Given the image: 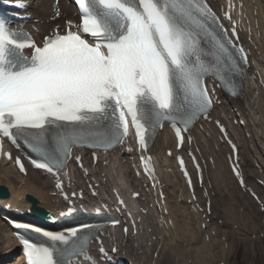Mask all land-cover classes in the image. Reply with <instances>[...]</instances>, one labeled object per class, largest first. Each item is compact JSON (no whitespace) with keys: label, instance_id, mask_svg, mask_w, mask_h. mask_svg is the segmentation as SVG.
<instances>
[{"label":"snow or ice","instance_id":"obj_1","mask_svg":"<svg viewBox=\"0 0 264 264\" xmlns=\"http://www.w3.org/2000/svg\"><path fill=\"white\" fill-rule=\"evenodd\" d=\"M75 3L80 22L69 21L63 34L53 33L42 45L0 19V154L5 138L17 147L19 141L38 157L31 161L36 168L59 173L74 147L107 151L123 144L130 124L141 148L165 122L182 143V132L212 108L206 78L214 77L231 95L242 94L248 55L207 0ZM16 6L26 5L17 0ZM16 227L54 242L22 237L27 264H70L69 257L84 254L98 238L101 226L58 233Z\"/></svg>","mask_w":264,"mask_h":264},{"label":"bare ground","instance_id":"obj_2","mask_svg":"<svg viewBox=\"0 0 264 264\" xmlns=\"http://www.w3.org/2000/svg\"><path fill=\"white\" fill-rule=\"evenodd\" d=\"M257 6H258V10H259L258 19H259L260 23L263 24L264 13H263V6L261 4V0H257ZM60 7H61L62 13H63L62 19L73 16V6L71 4H69L67 2V0H61ZM54 12H55V10L53 9L51 0H36L35 4L33 6V9H32V13H34L35 18H39V23L37 25L41 26V29H43L44 31L48 30L54 24L49 19L52 15H54ZM249 94H250V92L248 93V95ZM246 98L249 100V98H251V94H250L249 98L248 97H246ZM247 99H245V101H248ZM237 101L239 102V99H237ZM240 103L243 106L245 105L244 100H241ZM166 134H168V137H169V140H167L168 145L173 143L171 145V146H173L174 145L173 138H171L169 133L166 131L161 133L160 134L161 136L159 135L160 141L165 142ZM166 145H167V142H166ZM164 146H165V143L162 145V147H164ZM157 149H160V147H158ZM161 158H162V162L167 163L168 167L171 166V164H170L171 160L169 158H167L165 156H161ZM101 171H105V170H101ZM224 174H225L224 179L226 177H228L227 174L230 175V173H228L227 169H226V172ZM105 176H107V180L109 181L111 177H110L108 172L105 174ZM213 176H216V173H213ZM219 176H220V174H219ZM219 176H216V179L218 178V180H214V181H215L216 186L218 187V192L221 194L222 189H221L220 184H219ZM248 176H249V174H248ZM0 185H6L7 187H9V189L12 192V198L17 199V201L19 199H21V201H18L19 202L18 205L23 206L22 208H25L24 207L25 205L30 204V201L25 199L26 193L36 197L38 199V202L41 205V207H47L48 208L54 203V198L49 195L48 183L46 180L39 178L37 174H34L33 172H31L28 175L26 182L23 183L21 181V177L16 173L14 174L13 171L9 167L4 166L2 162H0ZM222 192L224 195H229V194L233 193V194H235L234 195L235 198H240L238 195V192L234 193V192H231V191L225 190V189ZM0 226L3 227L0 229V239H2L1 237L4 235V240L8 239V240L12 241L9 229L5 225L2 224L1 220H0ZM6 233H7V235H6ZM1 242L5 243L4 241H1ZM12 245H13V247L10 248L9 245H7V244L3 245L2 244V246H4L3 247L4 250L5 251L7 250L8 253H12V252H15L17 250V248H18L17 244L13 243ZM7 264H21L20 258L16 257L15 261L8 262ZM161 264H164V263H161Z\"/></svg>","mask_w":264,"mask_h":264},{"label":"rangeland","instance_id":"obj_3","mask_svg":"<svg viewBox=\"0 0 264 264\" xmlns=\"http://www.w3.org/2000/svg\"><path fill=\"white\" fill-rule=\"evenodd\" d=\"M264 134V133H263ZM167 140H169V137H168V134H166V139H165V141L167 142V145H168V141ZM263 143H264V141H263ZM264 146V145H263ZM224 164H225V162H224ZM219 165H220V163H219ZM225 167H227L226 165H224ZM223 165L221 166V168H219L220 169V171H219V174H220V176L219 177H222V178H219V184H220V187H221V195H223V192L222 191H224V189L225 190H227V189H229V190H235L236 189V187L234 188V184H233V182L231 183L230 182V178H231V176L229 175V174H227V176L228 177H226L225 179H224V176H225V172H226V168L224 167ZM36 179V178H35ZM218 180V179H217ZM5 184V183H4ZM233 185V186H232ZM234 193H236V192H234ZM239 193V192H238ZM240 194V193H239ZM238 194V195H239ZM231 196L230 197H228V200H230V201H236V202H241L242 200L244 201V203H245V199H242V200H238L239 198H235V194H230ZM241 195V194H240ZM240 195H239V197H240ZM242 196V195H241ZM220 203H222L221 201H220ZM228 203V202H227ZM227 203H225V208H228V207H226V204ZM237 205H238V203H235V204H229V207H230V209H234L235 210V213H237ZM222 206H224V205H222ZM221 206V207H222ZM2 227V226H1ZM3 228V227H2ZM5 228V227H4ZM6 229V228H5ZM181 231H183V230H181ZM2 235V234H1ZM6 235H7V233H6ZM2 239H0V248H2V247H4V246H2V244L3 245H5V244H7V245H9L10 246V248L11 247H13V240L11 241V240H8V239H6V240H4V235L1 237ZM182 240V239H181ZM1 241H4L5 243H2ZM183 241V240H182ZM263 242H264V240H261V241H259V244L260 245H262L263 244ZM258 247V241H254V242H252V241H250V240H247L246 242H245V245L243 246V247H241V251H243V252H241V254L239 255V256H237V258L235 259L233 256H231V259H230V263L231 264H264V257H262V253L263 252H261V249ZM4 250V249H3ZM3 250H1V251H3ZM5 251V250H4ZM7 251V250H6ZM5 251V252H6ZM9 257H11V254L9 255ZM167 258V263H166V261L164 260V259H166ZM169 259H172V256H170V255H167L166 256V253H163V255H162V257H161V260H164L163 261V263L164 264H169L168 263V261L170 262V264H173ZM216 259V258H215ZM215 259L213 258V260H211V264H216L215 263ZM235 259V260H234ZM183 260V258H181L179 261H182ZM162 262V261H161ZM161 264V263H160ZM180 264H186L185 263V261H182ZM189 264V263H188ZM191 264H195L194 262L193 263H191Z\"/></svg>","mask_w":264,"mask_h":264},{"label":"water","instance_id":"obj_4","mask_svg":"<svg viewBox=\"0 0 264 264\" xmlns=\"http://www.w3.org/2000/svg\"><path fill=\"white\" fill-rule=\"evenodd\" d=\"M0 194H1V196H6L7 195V193H6L4 188H0ZM33 202L35 203V201H33Z\"/></svg>","mask_w":264,"mask_h":264}]
</instances>
